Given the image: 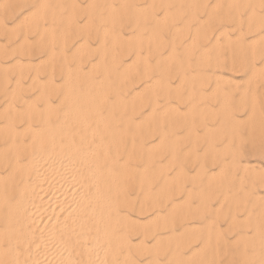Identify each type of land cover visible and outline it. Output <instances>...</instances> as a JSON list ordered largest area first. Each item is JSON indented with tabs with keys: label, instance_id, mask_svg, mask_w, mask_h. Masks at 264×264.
<instances>
[{
	"label": "rangeland",
	"instance_id": "rangeland-1",
	"mask_svg": "<svg viewBox=\"0 0 264 264\" xmlns=\"http://www.w3.org/2000/svg\"><path fill=\"white\" fill-rule=\"evenodd\" d=\"M251 12L260 25L250 30ZM219 29L231 40L214 45ZM0 31L1 112L8 104L2 90L18 82L15 110L29 104L64 127L99 114L124 131L131 120L116 157L132 154L128 169L138 173L150 161L146 188L161 206L138 211L145 200L138 175L124 180L133 207L121 213L135 264H264V53L251 59L264 44V0H0ZM194 32L203 40L193 41ZM253 66L258 77L248 79ZM217 77L229 82L215 85ZM134 137L141 145L135 138L133 151ZM164 194L172 209L160 201Z\"/></svg>",
	"mask_w": 264,
	"mask_h": 264
},
{
	"label": "bare ground",
	"instance_id": "bare-ground-1",
	"mask_svg": "<svg viewBox=\"0 0 264 264\" xmlns=\"http://www.w3.org/2000/svg\"><path fill=\"white\" fill-rule=\"evenodd\" d=\"M249 15L248 22L246 23V29L251 30V27H258L260 24L259 20L255 17V15L252 14V12L249 13ZM215 18L219 19L217 16ZM228 18L229 16H225L220 19H223L224 21V19L227 20ZM231 21H234V25H239L241 23L239 16L233 17ZM225 29L217 30L215 33V38L213 37L214 45H216L218 42L228 43L231 40V34L229 35ZM206 30L202 31L203 34H205ZM203 34L198 35L196 32H194L193 41L197 40V38L198 40L199 38L202 39ZM78 47L79 46H77V48ZM260 52L264 53V44L262 49L259 51H252L251 59L254 56L257 58L256 55H258ZM136 58H138V56ZM5 63L7 65V62ZM221 63L223 62L221 61ZM229 66L232 67L234 65L232 63V65ZM260 67L262 68V66ZM248 71V79H253L254 76L258 77V69H256L254 66L249 68ZM181 76L182 77L180 78L183 80L182 78L184 75ZM215 80V85L218 84V81L225 84L229 82L228 80L220 77H217ZM150 82L151 81L146 80L143 84V89L146 88ZM17 83L11 90L9 89V92L7 89H5L6 87L4 89L2 88V91L8 96V98H6L8 99V104L6 103L5 113L0 111V118L2 119V122H0V264H135L134 260L128 253V248L131 245V241L127 236V231H129L127 230V224L129 220L126 218V215L121 213L124 211V209H130L133 207V202L130 201L131 196L128 200V196L125 194L127 191L126 189L128 188H126V184L128 183L125 182V184L124 180L128 179L129 177H137L138 175V180L135 178V180L139 182L137 187L140 191L142 190L143 200L145 199L138 211L147 210L151 207H154L155 209H161V206L159 205L160 207L158 208L155 207L156 204H158V201L156 202V200L150 198V189L146 188V184L149 180L148 177L151 173L150 161L146 160L143 165V169L138 173V170L128 169L129 165L127 163L130 160L132 161V154H127V156L122 158V160L120 159V161L118 160V157L120 158V156L116 157V153L121 147V144L119 146L118 143V141H120L119 138L129 131L128 127L130 126L131 120L124 121L122 124V127H124L122 130L124 131H119L116 127L110 125L111 122L109 119L102 118L99 114H93L92 116L90 113L92 117L81 118L76 121V128L71 129L69 126L64 127V125H59V122L54 119L57 117L52 118L53 114L51 112L48 111L43 114L38 113L37 111H34L29 104H24L22 111H19L18 109L15 110V107H12V104L14 98H16L15 93L20 89L19 84ZM152 83L155 84L156 82L152 81ZM1 85L2 84L0 83V86ZM44 93L46 94V92ZM18 97L19 96H17V98ZM115 98V100L118 102L119 97L115 96ZM18 99L16 101H18ZM63 99L65 98L63 97ZM253 110L254 107H251L249 110L250 113H252ZM130 112H133L132 108H130ZM245 117H247V115ZM17 122L20 125V128L17 127L19 130L14 125ZM176 131H178V129H176ZM22 135L26 138H24ZM163 135L164 133L158 138V144L163 141ZM135 138L136 137L133 139L131 138L129 141L131 150L133 151L136 146ZM136 139L138 142L137 145H141L139 143L140 138L138 137ZM111 150L114 151V156L111 155ZM123 155L121 154L122 157ZM174 155L176 156L177 154L174 153ZM175 156L173 157L175 158ZM131 163L133 164V161ZM194 163H196V161ZM194 163L191 165H194ZM212 165L213 164H211V166ZM158 169L162 168L158 167L157 170ZM146 172H149V174L145 176ZM182 173V168L178 167L177 174L182 175ZM180 190L178 191L180 192ZM176 195L180 196L179 193H176ZM169 198L170 194H164L160 201L165 200L166 202H169L172 209V206H174L175 203ZM174 198H176L175 195ZM174 200L176 201V199ZM201 202L204 203V201ZM158 213L161 212L158 211ZM199 215H201V213ZM199 215L197 214L196 216L201 217ZM202 218L203 217H201V219ZM133 221L134 220H131V222ZM173 222H171V225H173ZM178 222L177 224L183 223ZM149 224L151 225V223ZM161 225H159V227ZM164 225H166V223ZM146 228L147 227L145 226V229ZM149 228L150 226L148 229ZM162 230H164V228H162ZM180 243L179 245L181 246ZM151 245L153 244L151 243ZM187 245H185V249ZM142 247L145 248V246ZM181 247H179V250ZM145 249H147V247ZM148 250L151 251L150 249ZM148 250H146V253H149ZM143 252H145V250H143ZM150 253L153 255L154 252L152 251Z\"/></svg>",
	"mask_w": 264,
	"mask_h": 264
}]
</instances>
